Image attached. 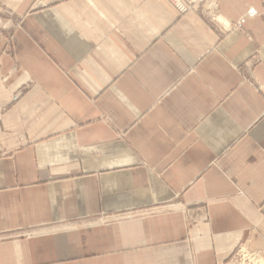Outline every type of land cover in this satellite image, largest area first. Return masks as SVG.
Wrapping results in <instances>:
<instances>
[{
  "label": "crops",
  "instance_id": "0c3cea01",
  "mask_svg": "<svg viewBox=\"0 0 264 264\" xmlns=\"http://www.w3.org/2000/svg\"><path fill=\"white\" fill-rule=\"evenodd\" d=\"M239 249L264 255V0H0V264Z\"/></svg>",
  "mask_w": 264,
  "mask_h": 264
},
{
  "label": "built area",
  "instance_id": "2783aa9c",
  "mask_svg": "<svg viewBox=\"0 0 264 264\" xmlns=\"http://www.w3.org/2000/svg\"><path fill=\"white\" fill-rule=\"evenodd\" d=\"M172 7L183 16L192 11L204 9L205 6L216 14L218 0H166ZM260 14L256 9H249L230 29L241 30L249 19H254ZM228 264H264V255L259 252L244 249L237 250L229 260Z\"/></svg>",
  "mask_w": 264,
  "mask_h": 264
}]
</instances>
